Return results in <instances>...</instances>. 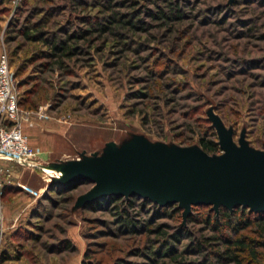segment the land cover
Wrapping results in <instances>:
<instances>
[{"label": "rangeland", "instance_id": "obj_1", "mask_svg": "<svg viewBox=\"0 0 264 264\" xmlns=\"http://www.w3.org/2000/svg\"><path fill=\"white\" fill-rule=\"evenodd\" d=\"M114 12L123 20H140L143 29L86 35L76 43L80 53L65 66L49 65L51 50L36 38L40 32L41 38L65 39L107 23ZM4 48L11 55L19 101L28 99L21 108L46 107V119L60 124L70 140L57 152L61 160L100 151L106 142L120 143L132 133L182 146L200 145L201 137L213 139V133L218 139L210 108L233 127L236 142L245 130L250 145L264 149V0H0V53ZM213 153H221L220 147ZM40 162L44 168L51 164ZM42 167L2 163L0 251L21 257L0 264H82L87 251L99 264L121 258L146 264L137 251H147L149 240L156 248L165 246L156 233L122 230L113 208L74 210L92 184L79 185L69 203L52 193L57 206L50 199L37 205L52 182ZM3 180L10 193L3 191ZM20 182L37 193L45 190L40 196L17 192L16 187L24 189ZM204 210L192 208L196 214ZM150 216L141 210L138 217ZM154 219V228L167 225L174 231L172 219ZM179 225L188 226L183 213ZM192 227L196 240L213 233L203 224ZM196 240L172 245L194 260L190 249Z\"/></svg>", "mask_w": 264, "mask_h": 264}, {"label": "water", "instance_id": "obj_2", "mask_svg": "<svg viewBox=\"0 0 264 264\" xmlns=\"http://www.w3.org/2000/svg\"><path fill=\"white\" fill-rule=\"evenodd\" d=\"M208 116L219 138V154L196 144L152 141L132 133L120 143L106 142L100 151H82L78 158L51 163L61 171L51 185L92 183L77 198L74 210L115 195L139 196L162 207L178 205L184 221L201 205L217 213L221 207L264 212V149L250 145L245 130L236 142L233 127H227L213 108Z\"/></svg>", "mask_w": 264, "mask_h": 264}, {"label": "trees", "instance_id": "obj_3", "mask_svg": "<svg viewBox=\"0 0 264 264\" xmlns=\"http://www.w3.org/2000/svg\"><path fill=\"white\" fill-rule=\"evenodd\" d=\"M107 8L111 10L113 7L109 4ZM180 16L176 14V17L180 18ZM112 28L114 30L113 34H115L117 32L116 29L142 30L143 26L140 24V20H123L118 18L117 13L114 12L111 13V17L107 18V23L100 21L96 29H91L87 32L84 30L74 32L65 39L57 37H54V39L41 38L42 34L40 32V36L36 38L43 40L50 47L51 53L49 57L52 60L49 65L51 67H63L65 66V60H70L80 53L81 47L76 45V43L85 39L86 35L91 36L95 32L103 34ZM26 36L31 39L29 33H26ZM8 55L10 65H12L9 52ZM25 98L20 101V106L22 107L23 103L28 100ZM33 108V106L27 107V109ZM211 136L213 139H207L205 136L200 138L201 147L209 153L216 152L219 149V138L217 139L215 133ZM83 183L92 184L90 181H82L64 186L51 185L47 195L39 199L37 205L41 204L45 199H50L52 205L57 206L56 200L51 197L52 193L63 196L65 203H69L73 198L68 195L77 190L79 185ZM2 189L6 193H10L12 190L9 188L6 180H3ZM15 190L22 192L23 189L16 187ZM201 206L205 208L204 212L196 214L193 211L187 218L188 226L186 227L179 225V222L182 220L183 209L179 208L178 205L162 207L139 196L126 199L125 197L111 195L88 203L82 209L89 208L92 210L95 207L113 208L115 217L118 219L122 230L135 233L145 229L149 234L156 233L165 246L156 248L151 242L152 240H149L150 244L147 246V251H137L138 256L143 255L148 259L146 264H264V212H250L248 208L242 207L230 211L221 207L217 213L211 206ZM141 210H148L151 216L144 219L139 218ZM32 217H34V214ZM164 217H168L176 223L173 232H170V227L164 228L167 225L153 227L154 218ZM197 224H203L204 230L209 229L213 232L212 235H202L196 240L195 234L197 229L192 226H197ZM184 238L196 240V243L190 250L196 252L197 259H185L183 254L176 251L175 247H173L172 241L179 242ZM65 244L66 248H73L72 244L68 242ZM90 253L89 251L86 252L82 264H99L95 258L90 257ZM20 257L21 255L19 254L12 256L10 249L4 248L0 251V263L12 259L17 260ZM114 264H130V262L121 258L115 261Z\"/></svg>", "mask_w": 264, "mask_h": 264}, {"label": "built area", "instance_id": "obj_4", "mask_svg": "<svg viewBox=\"0 0 264 264\" xmlns=\"http://www.w3.org/2000/svg\"><path fill=\"white\" fill-rule=\"evenodd\" d=\"M46 118V107H40L36 111L21 108L16 79L12 74L8 52L4 48L0 53V175L4 162L31 169L42 167L41 150L29 143L24 127L36 119ZM64 118L67 120V117ZM46 177L48 180L52 179L48 175Z\"/></svg>", "mask_w": 264, "mask_h": 264}, {"label": "crops", "instance_id": "obj_5", "mask_svg": "<svg viewBox=\"0 0 264 264\" xmlns=\"http://www.w3.org/2000/svg\"><path fill=\"white\" fill-rule=\"evenodd\" d=\"M50 120L51 119L40 121L36 123L35 126H33V124H26L24 127L25 134L28 138L32 140L34 144L41 147L40 161L48 164L61 160L59 157H56L57 152L61 149L63 143L70 144V140L68 141V139L63 137L62 126ZM36 129L39 130L36 132ZM19 178L21 179V176H19ZM21 183L22 182H20L19 185H24L23 190H28V192H32L36 196H40L45 190L44 188H40V192L37 193L28 189L25 184Z\"/></svg>", "mask_w": 264, "mask_h": 264}, {"label": "bare ground", "instance_id": "obj_6", "mask_svg": "<svg viewBox=\"0 0 264 264\" xmlns=\"http://www.w3.org/2000/svg\"><path fill=\"white\" fill-rule=\"evenodd\" d=\"M45 171L48 175V177H60L61 176V171H59L58 169H56L55 167L52 166H47L45 168Z\"/></svg>", "mask_w": 264, "mask_h": 264}]
</instances>
